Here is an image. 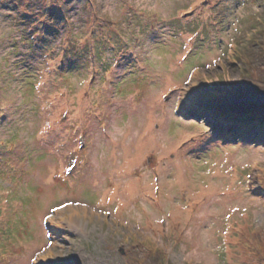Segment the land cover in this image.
Instances as JSON below:
<instances>
[{
  "label": "rangeland",
  "instance_id": "1",
  "mask_svg": "<svg viewBox=\"0 0 264 264\" xmlns=\"http://www.w3.org/2000/svg\"><path fill=\"white\" fill-rule=\"evenodd\" d=\"M190 97L264 138V0H0V264H264V140Z\"/></svg>",
  "mask_w": 264,
  "mask_h": 264
},
{
  "label": "snow or ice",
  "instance_id": "2",
  "mask_svg": "<svg viewBox=\"0 0 264 264\" xmlns=\"http://www.w3.org/2000/svg\"><path fill=\"white\" fill-rule=\"evenodd\" d=\"M61 207H66L65 205H61ZM52 211H57V209L53 208Z\"/></svg>",
  "mask_w": 264,
  "mask_h": 264
}]
</instances>
